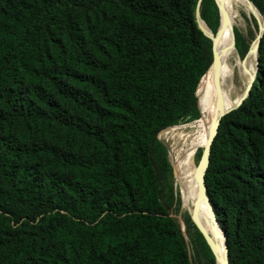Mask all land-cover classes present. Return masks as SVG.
Masks as SVG:
<instances>
[{
    "label": "trees",
    "instance_id": "16d2710c",
    "mask_svg": "<svg viewBox=\"0 0 264 264\" xmlns=\"http://www.w3.org/2000/svg\"><path fill=\"white\" fill-rule=\"evenodd\" d=\"M198 1L0 0V264H216L159 138L212 109ZM216 2L199 4L215 34ZM205 186L229 264H264V32Z\"/></svg>",
    "mask_w": 264,
    "mask_h": 264
},
{
    "label": "bare ground",
    "instance_id": "6f19581e",
    "mask_svg": "<svg viewBox=\"0 0 264 264\" xmlns=\"http://www.w3.org/2000/svg\"><path fill=\"white\" fill-rule=\"evenodd\" d=\"M216 1L218 4L224 2L226 11L229 14L228 26L218 41L219 50H224V55H222L223 57L221 58L222 66L220 76L221 87L223 89V104L225 109L229 110L239 103L240 98L244 94V91H241L239 87L247 86L250 79L256 73L257 52L255 42L252 44L250 51L241 58L234 42L235 28H245L246 20L243 15L244 13L249 17L255 16L261 26L263 18L258 9L247 0ZM214 73L216 87L217 70L214 64L209 67L206 73L201 77L198 91L201 100L208 106H215V108L201 118L188 123L168 127L163 131L169 134L172 140L170 151L173 172L178 182L184 205L190 210L191 214L195 212L199 185L195 173L196 168L194 158L199 147L209 140L219 111L217 90L214 96L210 98L203 96L200 90L203 82L211 78ZM192 160L193 166L191 167ZM196 216L198 222L212 236L213 240L217 242L219 246L216 250L218 256L217 264H223V261L225 260L223 240L220 235V230L216 228V224L214 223L209 204L204 197L199 200Z\"/></svg>",
    "mask_w": 264,
    "mask_h": 264
},
{
    "label": "water",
    "instance_id": "95a60500",
    "mask_svg": "<svg viewBox=\"0 0 264 264\" xmlns=\"http://www.w3.org/2000/svg\"><path fill=\"white\" fill-rule=\"evenodd\" d=\"M200 1L201 0L198 1V6H197V9H196V16H197V21H198L199 26L205 31V33L212 40L213 62L211 64V66L215 64L216 70H217L216 90H217V102L219 104V111L217 113L216 121H215V124L213 126V129H212V132H211V136H210L209 140L207 141L205 147L202 150L203 162H200L198 164V169L200 171V175H199V185H198V199H197V202H196V205H195V212H193L192 214L190 213V216H191L193 222L196 224L197 228L203 234L204 238L206 239L207 243L211 247L212 251L214 252L215 258H216V264H217L218 256L216 254V250L219 248V246H218L217 242L215 240H213L212 236L198 222L197 216H196V213H197V205L199 203V200L202 197L206 198V200H207V202L209 204V207H210V210H211L213 219H214V223L216 224V228L218 230H220V235H221L222 240H223V245H224V250H225V260L223 261V264H229L228 257H227L226 243H225V233H224L223 229L219 226V224H218V222H217V220L215 218V215H214V213L212 211L211 205L209 203V199H208L207 194H206L205 171H206V168H207V165H208V158H209V154H210V150H211V145H212V142H213V138L215 137V135H216V133L218 131V127H219V123H220L221 117L225 113H227L228 111H230V110L238 107L241 104V102L243 101V99H245L248 96V94L250 92V89H251V86L253 84V81L255 79L256 73L250 79L249 83L247 84L246 89L244 91V94L240 98L239 103L235 107H233V108H231L229 110H226L225 107H224V104H223V89L221 87V79H220V76H221V66H222V60H221V58L223 57L222 55H224V53H223L224 50L223 51L222 50H219V48H218V41L222 37L224 31L226 30V28L228 26V23H229V14L226 11V7H225L224 2L222 4H218L216 2L217 3V6H218V9H219V14H220V24H219V28L217 30V33L215 34V33H213L211 31V29L208 27V25L205 22L204 23L206 24V27L203 26V24H202V21H204V20L200 16V10H199ZM247 1L251 2L250 0H247ZM251 3L253 4V2H251ZM259 13H260V11H259ZM260 15H261V13H260ZM263 32H264V28H262V30H261V32H260L257 40L255 41V48H256L257 54H258V46H259L260 39H261V36H262ZM234 42L236 43V38H235ZM256 70H257V59H256ZM198 106H199V104H198ZM199 109H200V107H199Z\"/></svg>",
    "mask_w": 264,
    "mask_h": 264
},
{
    "label": "rangeland",
    "instance_id": "374dc122",
    "mask_svg": "<svg viewBox=\"0 0 264 264\" xmlns=\"http://www.w3.org/2000/svg\"><path fill=\"white\" fill-rule=\"evenodd\" d=\"M216 2V1H215ZM217 4V3H216ZM244 15V17H245V20H246V26H245V28H242V29H239L238 27L237 28H235L236 29V31L239 33V36L241 37V39L243 40V42H244V44H245V46L247 45L248 46V48H247V51H246V53H245V55L250 51V49H251V46H252V44L257 40V38H258V36H259V34H260V32H261V30H262V28H264V21H263V19H262V21H263V23H262V26L260 25V23L258 22V20H257V18L255 17V16H252V17H249L247 14H243ZM248 17V18H247ZM262 17V16H261ZM256 18V19H255ZM253 20V21H252ZM247 23H248V25H247ZM255 25V26H254ZM258 29H259V31H258ZM241 46H242V43L240 44ZM244 46V45H243ZM242 46V47H243ZM245 48V47H244ZM239 55H240V53H239ZM240 57L242 58L243 56L242 55H240ZM214 77H215V74H214ZM214 80H215V78H214ZM240 88V90L241 91H245V89H246V86H240L239 87ZM215 92H216V87H215ZM215 92H214V94H215ZM214 96V95H213ZM211 108L212 109H214L215 108V106H211ZM211 109V110H212ZM184 123H186V122H184ZM184 123H181V124H184ZM175 126V125H174ZM159 138L168 146V148H169V156H170V160H171V163H172V156H171V151H170V148H171V144H172V140H171V138H170V135L169 134H167V133H165V132H160V134H159ZM208 141V140H207ZM207 141L205 142V143H203L200 147H199V149H198V151H197V153H196V155H195V158H194V163H195V168H196V176H197V180L199 181V175H200V171H199V169H198V164L200 163V162H203V156H202V150H203V148L205 147V145H206V143H207ZM173 165V164H172ZM193 166V160H192V165H191V167ZM171 181V185L174 187V189H175V191H176V193L180 196V199H181V207H182V211H184V212H187V213H191L190 212V210L184 205V201H183V198H182V194H181V191H180V189H179V186H178V182H177V180H176V177H175V175H174V172H173V176H172V178L170 179ZM177 219H178V221L180 222V224H181V227H182V230L185 232V225H184V220H183V215L182 214H178L177 215ZM209 227H210V225H209Z\"/></svg>",
    "mask_w": 264,
    "mask_h": 264
}]
</instances>
